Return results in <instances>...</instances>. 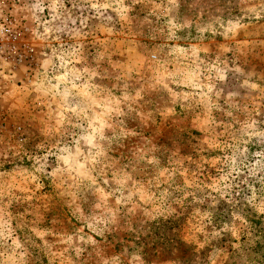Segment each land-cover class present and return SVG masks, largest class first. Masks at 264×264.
<instances>
[{
  "label": "rangeland",
  "instance_id": "rangeland-1",
  "mask_svg": "<svg viewBox=\"0 0 264 264\" xmlns=\"http://www.w3.org/2000/svg\"><path fill=\"white\" fill-rule=\"evenodd\" d=\"M0 12V264H264V0Z\"/></svg>",
  "mask_w": 264,
  "mask_h": 264
},
{
  "label": "built area",
  "instance_id": "built-area-1",
  "mask_svg": "<svg viewBox=\"0 0 264 264\" xmlns=\"http://www.w3.org/2000/svg\"><path fill=\"white\" fill-rule=\"evenodd\" d=\"M10 19L7 15H4L2 12H0V35H4V38H10L13 37L14 34H12V31L10 29ZM6 43V41L4 42ZM0 44V48L4 47L5 44ZM0 117H1V107H0Z\"/></svg>",
  "mask_w": 264,
  "mask_h": 264
}]
</instances>
